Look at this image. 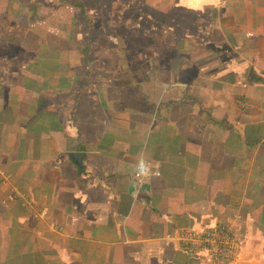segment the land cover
<instances>
[{
	"label": "crops",
	"instance_id": "obj_1",
	"mask_svg": "<svg viewBox=\"0 0 264 264\" xmlns=\"http://www.w3.org/2000/svg\"><path fill=\"white\" fill-rule=\"evenodd\" d=\"M58 2L0 0V264H209L186 228L227 229L237 264H264V0L62 1L85 18L110 7L114 27V5L140 13L145 72L117 85L147 80V109L86 92L89 45H44ZM73 152L102 182L76 181Z\"/></svg>",
	"mask_w": 264,
	"mask_h": 264
},
{
	"label": "rangeland",
	"instance_id": "obj_2",
	"mask_svg": "<svg viewBox=\"0 0 264 264\" xmlns=\"http://www.w3.org/2000/svg\"><path fill=\"white\" fill-rule=\"evenodd\" d=\"M62 1L66 0H60L61 3H56L59 28L51 27L53 31L57 30L56 34L58 37L53 36L52 38L44 39L46 41H44V45L49 47H55L57 45H70L74 48V52H76L79 56H82L80 49L89 45L88 48H85L86 56H88L89 53L94 52L93 58L98 62L91 69L93 73L90 74V81L85 79L81 81L82 84L84 83V80L86 82L85 85L88 87L86 92L89 95H93L95 93H105L107 96L112 92L113 87H116V89L118 87L120 88V90L117 89L119 93H128L129 95L134 96L139 103H144L143 95L146 97L148 96V94H145L147 87L145 83H148L147 80H138V82L142 85L141 90H127V88L117 85L119 79L135 78L136 76L142 77L145 72L144 70L138 69L136 73L135 68L131 69V60L134 59L135 62H137V60L140 62V60L145 56L143 54H138V52L142 51L141 44L146 40V37L137 33L136 22L138 21L139 15L135 13L126 18L121 16L120 25H124V27L116 30L111 23L110 7L97 9V7L88 4L87 7H85L87 12V18H85L80 17V10H72L71 7H67L65 2ZM50 15L52 17V13ZM61 34L64 35V37H61ZM69 35L71 36L72 41L70 40ZM28 37L29 38L27 40L33 39L31 36ZM37 43L41 46L43 39H38ZM115 52H117L118 57L116 63L113 65L112 58ZM171 52L174 53L175 51ZM129 56L130 59L128 58ZM149 57L153 58L155 55L148 56L146 60H148ZM157 59L158 58H153V60ZM53 60H55V58ZM132 80L134 81L135 79ZM159 94L160 93H152V96L157 97ZM152 101L144 103L142 106L144 105V108L147 109L149 107L146 106H150ZM197 104L203 105L206 109H208V103H206L204 99L198 101ZM70 106L71 104L67 107L71 108Z\"/></svg>",
	"mask_w": 264,
	"mask_h": 264
},
{
	"label": "built area",
	"instance_id": "obj_3",
	"mask_svg": "<svg viewBox=\"0 0 264 264\" xmlns=\"http://www.w3.org/2000/svg\"><path fill=\"white\" fill-rule=\"evenodd\" d=\"M139 170V177L148 172L143 165H139ZM24 195L21 190H18L16 194L11 195V199L21 202ZM177 238L191 257H203L209 264H237L238 262L241 245L227 229L186 228L179 232Z\"/></svg>",
	"mask_w": 264,
	"mask_h": 264
},
{
	"label": "water",
	"instance_id": "obj_4",
	"mask_svg": "<svg viewBox=\"0 0 264 264\" xmlns=\"http://www.w3.org/2000/svg\"><path fill=\"white\" fill-rule=\"evenodd\" d=\"M89 154L84 152H73L64 158L67 163L74 169L76 181L84 179L88 182V185L94 187L98 182H102L103 174L101 171L88 160ZM139 185L136 182H132L130 185V193L134 194L137 191ZM143 190L146 189L145 186L141 187Z\"/></svg>",
	"mask_w": 264,
	"mask_h": 264
},
{
	"label": "trees",
	"instance_id": "obj_5",
	"mask_svg": "<svg viewBox=\"0 0 264 264\" xmlns=\"http://www.w3.org/2000/svg\"><path fill=\"white\" fill-rule=\"evenodd\" d=\"M112 9H113V14H114L113 18H114V24H115L116 29H120V28L124 27V25H122V26L120 25V17L121 16L123 17L126 14V16H124L126 18L130 14L133 15V14L137 13L138 15H140V13H138L132 9L129 10L126 7H123L122 5H114ZM146 40H145V42H143L141 44L142 46L146 43ZM117 57H118V54H117V52H115L113 55V58H112L113 64L116 63ZM128 58L130 59V56ZM87 63L90 64V62H88V60H87ZM134 76H135V74H134ZM120 84H121V86H124V87L132 86V83L130 81L121 80Z\"/></svg>",
	"mask_w": 264,
	"mask_h": 264
}]
</instances>
